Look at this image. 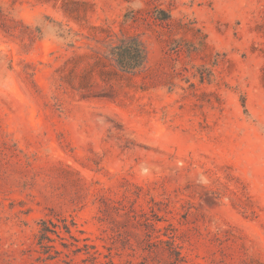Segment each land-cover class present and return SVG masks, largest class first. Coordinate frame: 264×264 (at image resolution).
Wrapping results in <instances>:
<instances>
[{"label": "rangeland", "instance_id": "rangeland-1", "mask_svg": "<svg viewBox=\"0 0 264 264\" xmlns=\"http://www.w3.org/2000/svg\"><path fill=\"white\" fill-rule=\"evenodd\" d=\"M0 264H264V0H0Z\"/></svg>", "mask_w": 264, "mask_h": 264}, {"label": "trees", "instance_id": "trees-1", "mask_svg": "<svg viewBox=\"0 0 264 264\" xmlns=\"http://www.w3.org/2000/svg\"><path fill=\"white\" fill-rule=\"evenodd\" d=\"M113 57L123 71H135L144 61L143 50L134 40H125L113 50Z\"/></svg>", "mask_w": 264, "mask_h": 264}]
</instances>
